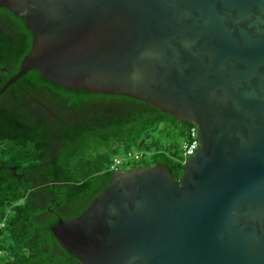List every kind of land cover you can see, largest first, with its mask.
<instances>
[{"label":"water","instance_id":"1","mask_svg":"<svg viewBox=\"0 0 264 264\" xmlns=\"http://www.w3.org/2000/svg\"><path fill=\"white\" fill-rule=\"evenodd\" d=\"M25 19L29 70L131 96L197 126L176 179L118 170L52 227L84 264H264V0H0Z\"/></svg>","mask_w":264,"mask_h":264},{"label":"trees","instance_id":"2","mask_svg":"<svg viewBox=\"0 0 264 264\" xmlns=\"http://www.w3.org/2000/svg\"><path fill=\"white\" fill-rule=\"evenodd\" d=\"M33 37L25 19L0 7V89ZM192 126L134 97L66 88L27 71L0 96V264H84L52 227L82 214L112 183L114 158L131 150L150 158L126 170L160 163L179 179Z\"/></svg>","mask_w":264,"mask_h":264},{"label":"built area","instance_id":"3","mask_svg":"<svg viewBox=\"0 0 264 264\" xmlns=\"http://www.w3.org/2000/svg\"><path fill=\"white\" fill-rule=\"evenodd\" d=\"M200 143L197 136V126H192L188 131V140L181 144V150L183 152L184 160L189 156L193 155L196 150L199 148ZM144 158L149 159L150 154H145L142 151L131 150L124 156H117L114 158L113 163L111 164V169L118 171L121 167L129 164L131 161L138 162Z\"/></svg>","mask_w":264,"mask_h":264},{"label":"rangeland","instance_id":"4","mask_svg":"<svg viewBox=\"0 0 264 264\" xmlns=\"http://www.w3.org/2000/svg\"><path fill=\"white\" fill-rule=\"evenodd\" d=\"M138 164H142V161L139 160V161H138ZM126 169H128V166H123V167H121V170H126Z\"/></svg>","mask_w":264,"mask_h":264}]
</instances>
